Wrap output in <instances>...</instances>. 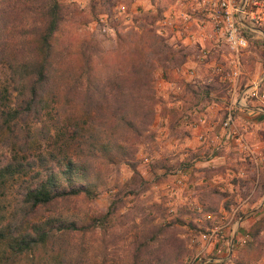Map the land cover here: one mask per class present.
<instances>
[{
	"label": "rangeland",
	"instance_id": "1",
	"mask_svg": "<svg viewBox=\"0 0 264 264\" xmlns=\"http://www.w3.org/2000/svg\"><path fill=\"white\" fill-rule=\"evenodd\" d=\"M168 1L60 0L54 44L64 54L83 47L95 70L135 84L140 130L114 128L129 154L102 149L83 168L91 192L55 203V215L74 220L76 229L9 257L10 264H44L56 253L74 257L73 264H264V42L249 38L232 76L225 47L210 52L218 62L197 61V47L173 41L159 23ZM81 60L73 55L70 62L77 68ZM0 90L13 106L3 62ZM59 104L49 102L29 123L47 126L49 136L15 160L82 153L76 140L84 137L64 125ZM12 153L0 141V164ZM32 171L6 179L2 221L18 220Z\"/></svg>",
	"mask_w": 264,
	"mask_h": 264
},
{
	"label": "trees",
	"instance_id": "2",
	"mask_svg": "<svg viewBox=\"0 0 264 264\" xmlns=\"http://www.w3.org/2000/svg\"><path fill=\"white\" fill-rule=\"evenodd\" d=\"M63 17L60 0H30L20 6L11 0H0V62L6 64L15 92L10 107L0 90V141L13 151L12 157L0 164V195L13 173L33 170L30 183L22 190L18 220L12 224L4 222L0 212V264H10L9 257L33 252L59 234L76 229L74 220L55 215V203L80 191L91 192L83 168L102 154V149L107 153L120 150V156L129 154L125 144L112 137L114 128L122 134L140 130L136 125L135 84L126 83L123 75L95 70L83 47L64 54L54 44V34ZM73 55L82 58L77 68L70 62ZM56 101H60L58 109L64 125L71 122L73 132L84 137L76 140L83 155H65L46 162L38 152L37 161L15 160V153L35 148L49 136L47 126L31 128L29 123L38 120L49 102ZM73 260L74 257L56 253L44 264H73Z\"/></svg>",
	"mask_w": 264,
	"mask_h": 264
},
{
	"label": "built area",
	"instance_id": "3",
	"mask_svg": "<svg viewBox=\"0 0 264 264\" xmlns=\"http://www.w3.org/2000/svg\"><path fill=\"white\" fill-rule=\"evenodd\" d=\"M159 23L168 28L174 42L197 47V61L218 62L210 52L225 47L222 59L228 61L234 76L250 34L260 31L264 35V0H169ZM213 69L218 72L220 65Z\"/></svg>",
	"mask_w": 264,
	"mask_h": 264
},
{
	"label": "crops",
	"instance_id": "4",
	"mask_svg": "<svg viewBox=\"0 0 264 264\" xmlns=\"http://www.w3.org/2000/svg\"><path fill=\"white\" fill-rule=\"evenodd\" d=\"M249 38L253 39V38H259V40H262L264 42V35H262V33L260 31H255L253 32V34L251 33Z\"/></svg>",
	"mask_w": 264,
	"mask_h": 264
}]
</instances>
